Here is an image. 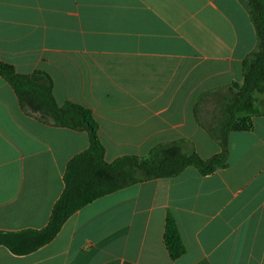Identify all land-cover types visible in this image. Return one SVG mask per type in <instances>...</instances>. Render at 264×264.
<instances>
[{
  "label": "crops",
  "instance_id": "crops-1",
  "mask_svg": "<svg viewBox=\"0 0 264 264\" xmlns=\"http://www.w3.org/2000/svg\"><path fill=\"white\" fill-rule=\"evenodd\" d=\"M256 47L239 0H0V60L47 73L59 105L89 109L108 163L183 140L203 159L219 154L197 109L204 125L221 118ZM240 116L253 129L230 134L226 168L101 197L31 254L0 246V264H264V86ZM89 146L85 131L22 108L0 76V231L45 228L68 164ZM169 212L186 247L177 260L164 242Z\"/></svg>",
  "mask_w": 264,
  "mask_h": 264
},
{
  "label": "trees",
  "instance_id": "trees-1",
  "mask_svg": "<svg viewBox=\"0 0 264 264\" xmlns=\"http://www.w3.org/2000/svg\"><path fill=\"white\" fill-rule=\"evenodd\" d=\"M239 1L255 28L257 47L243 61V81L231 85L230 95L222 105L221 118L209 126L204 125L197 109L199 123L221 148L219 154L209 159L201 158L193 148L186 151L185 146L189 144L183 140L159 145L145 157L123 156L108 163L98 137L97 121L89 109L73 103L59 105L53 81L47 73L19 74L0 60V76L14 89L22 108L43 120H51L58 127L85 131L90 138L89 148L67 166L65 189L54 205L48 225L41 230L0 231V246L15 255L31 254L53 241L71 216L101 197L144 181L177 177L190 167L202 176H209L228 166L230 134L253 129L251 118L241 117L240 111L252 93L264 86V0ZM164 242L172 260L185 254L179 227L170 212Z\"/></svg>",
  "mask_w": 264,
  "mask_h": 264
},
{
  "label": "rangeland",
  "instance_id": "rangeland-1",
  "mask_svg": "<svg viewBox=\"0 0 264 264\" xmlns=\"http://www.w3.org/2000/svg\"><path fill=\"white\" fill-rule=\"evenodd\" d=\"M262 108H263V107H262V106H260V107H259V110H262ZM242 115H243V114H242ZM241 117H242V116H241Z\"/></svg>",
  "mask_w": 264,
  "mask_h": 264
}]
</instances>
